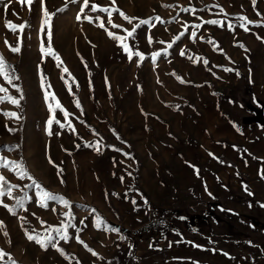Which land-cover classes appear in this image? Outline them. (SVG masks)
<instances>
[{
  "label": "rangeland",
  "instance_id": "obj_1",
  "mask_svg": "<svg viewBox=\"0 0 264 264\" xmlns=\"http://www.w3.org/2000/svg\"><path fill=\"white\" fill-rule=\"evenodd\" d=\"M91 3L152 21L155 27L142 25L128 41L134 51L145 55L144 61L137 57L129 60L118 42L98 27L96 17L109 31L126 35L107 23L105 13L85 9L93 18L89 23L83 17L76 19L82 0H44L49 12L55 13L52 47L63 61L57 67L55 60L42 57L39 50V0L31 12L19 0H0V55L15 69L19 80L14 83L24 96L19 108L0 104V156L22 161L42 188L66 198L76 225L68 230L72 239L59 242L64 255L29 241L26 230L43 234L49 226L59 227L68 209L54 201L48 202L47 208L40 207L39 190L25 187L31 180L0 169V175L17 185L14 198L29 197L25 201L28 212L18 210L14 216L0 207L4 224L0 249L16 264H264V179L258 174L264 169V42L256 38L264 37V27L249 25L251 31L245 32L236 19L243 15L260 21L264 0H257L255 8L252 0ZM157 16L165 23L156 21ZM213 19L225 21V26L189 28L188 32L197 31V40L193 42L186 32L167 55L163 54L166 43L186 26ZM7 21L17 25L28 22L19 53L11 52L4 43L7 39L14 45L20 35L5 26ZM228 22L234 31L228 30ZM113 23L129 30L132 27L117 12H113ZM148 35L153 37L151 45ZM209 39L223 53L214 50ZM156 51L162 55L153 65L150 57ZM62 67L71 75L63 73ZM41 71L50 91L72 113L76 134L54 124L53 131L59 134L47 135L50 114L41 88ZM0 85L7 87L10 95H21L2 78ZM76 99L83 115L75 106ZM4 112H16L21 119L6 118ZM57 117L63 121L59 112ZM98 141L99 153L86 146ZM3 200L15 206V199ZM97 215L120 231L98 230ZM149 223H154L157 231H166L162 239L147 233H123V229L134 232ZM77 229L98 256L77 243ZM0 264L11 261L5 257Z\"/></svg>",
  "mask_w": 264,
  "mask_h": 264
},
{
  "label": "snow or ice",
  "instance_id": "obj_2",
  "mask_svg": "<svg viewBox=\"0 0 264 264\" xmlns=\"http://www.w3.org/2000/svg\"><path fill=\"white\" fill-rule=\"evenodd\" d=\"M22 6L27 5L28 11H32V6L36 2V0H19ZM112 4L115 5L116 0H111ZM39 3L41 5L42 10V18L38 29V36L40 38V53L42 57H51L53 60L57 62V67H61L63 64V61L60 59V57L57 55L55 50L52 47V17L55 15V13H50L47 7L44 6V0H39ZM257 0H252V5L255 8L256 7ZM165 7H168V5H164ZM91 12H102L107 15V23L111 25L112 28H121L122 31L126 33V35H118L112 31H109L108 28L105 27L104 21L100 17H96L95 19L99 21L98 27H101L105 30L107 35L110 39L117 41L119 46L123 49V51L127 54L129 60H132L133 57L139 58V61H144L146 59L145 55L139 51V50H133V47L130 46L128 43L130 38H134L135 34L137 32V29H139L142 25H149L151 24L153 27H155L154 24H152L151 20L146 19H139L135 16H129L126 15L123 11H121L119 8H108V7H100L96 3H91L90 0H82V7L79 11V14L76 16L77 20H80L81 17L86 19L89 23L93 22V18L89 16L84 10L89 9ZM185 12H191L195 14L196 9L194 8H184L182 9ZM57 11H62L61 9H58ZM113 12L119 13V16L127 21L129 25H132L131 29L122 28L121 25L113 23ZM221 13H224L223 8L220 9ZM225 15H227L225 13ZM258 16H260V13H257ZM175 19V18H173ZM238 21H240L239 27L243 29L245 32H250L251 29L249 28V25H255L256 27H264V18H262L260 21H253L250 20L247 16H238L236 18ZM155 20L160 23H165V21L161 20L159 16L155 17ZM134 21H138L135 24ZM204 24H211L216 25L219 27L225 26V21L221 20H207L203 21L202 24H193L185 27V31L181 32L179 35L173 38L171 42L166 43L165 48L163 49V54H168V49H171L173 45L181 39L182 36L185 35L186 32H188V29H200L203 27ZM5 26L14 34L20 33V35L17 36V42L16 44H9L8 40L5 39L4 43L8 45L9 49L13 53H19L21 48L20 44L22 43V37L23 33L25 32L26 27H28V22L21 23L19 25L12 23L11 21H7ZM227 28L230 31H234V26L231 22L227 23ZM189 38L195 42L198 38L197 31L192 30L191 32H188ZM200 39H203V36L201 35L199 37ZM257 39L264 42V37H261L257 35ZM148 44L151 45L153 43V37L151 35L147 36ZM209 44L214 45V50H220L221 53H223V50L220 49V46L215 43V41L209 39L207 41ZM160 44H165V41H159ZM241 48H244L245 51H249L243 44L238 45ZM162 55L161 51H156L151 54V61L153 65L156 64L157 59ZM181 56L185 55V52L182 50L180 52ZM189 59H192V57H189ZM204 65L208 64V61L205 59L203 60ZM225 72H232L234 69L232 68H223L222 69ZM61 71L65 74L71 75L69 73V70L67 67H62ZM237 75H239V72H237ZM0 78L4 80V82L7 85L12 86L15 88V91L18 93H21V95L17 98L14 95L8 94V88L4 87L3 85H0V93H3L4 95H0V104H4L5 102L10 103L11 105H14L15 107L19 108L21 101L24 99V96L22 94V89L14 83V81L19 80V76L15 75V69L7 63L5 60V57L3 55H0ZM63 79V76H62ZM40 82H41V88L44 90V100L48 108L49 112V118L46 121V132L47 135L53 136L58 135V132L53 131V125L59 126L60 129L68 128L71 130L73 134H76V127L73 124L70 117L72 116V113H70L60 102V100L57 98L56 94L51 92V85L46 83V77L44 76L43 72L40 73ZM74 82V81H73ZM67 84V81H65ZM181 83H184L183 80H181ZM69 91L71 93V86L69 85ZM75 106L78 109H81V115H83V110L81 108V104L79 99H76ZM57 112L62 114L63 121L57 117ZM6 118L9 119H15L19 120L21 117L16 112H4L2 113ZM9 131H13V129L9 128ZM115 135V132H114ZM117 139L119 137L117 136ZM88 147H93L96 152L101 151V143L98 141L95 145L88 144L86 145ZM79 147V145H77ZM11 150V149H9ZM114 151H120V149L113 148ZM125 156H128V153H124ZM211 155V153H210ZM131 158V157H129ZM49 163L53 164V161L49 157ZM55 166V165H54ZM0 169H6L8 171L14 172V174L21 180L27 178L28 180L32 181L31 185H26L25 187H35L38 189V200H39V206L42 208L48 207V202L54 201L58 204L62 205L64 208L68 209L67 212L63 213L65 220L61 222V225L59 227H52L49 226L43 234L41 233H35V229H33V233L30 234L26 230V236L29 241H34L36 244L40 246L43 250L47 251L49 247L55 249L57 252H59L61 255H64L63 248L59 247V242L62 240L65 243H67L72 237L69 235L68 230L70 228H76V225L74 223L75 216L71 211V204L70 202L64 198L63 196H59L56 194H53L50 191L45 190L42 188V186L29 174L28 169L25 167L24 163L17 162L14 160H8L6 157L0 156ZM62 172L63 170L60 169ZM197 173L199 172L198 169H196ZM262 179H264V169L259 170L258 173ZM131 175V173H129ZM121 181H123V177H121ZM61 183H63V180H61ZM17 188V185L10 184L7 178L4 175H0V207H3L7 209L9 213L12 215H16L18 210H23L25 212H28V208L25 207V201L29 199L27 195H25L22 198H14L13 192L14 189ZM245 190H247V186H245ZM249 195H252V193L249 191ZM7 197L8 199H15V206L10 207L7 203L4 202L3 198ZM133 204H135V200L132 201ZM146 203V201H145ZM264 206V205H262ZM95 211L94 209L92 210ZM19 219L25 223H27V218L25 216H20ZM81 224L84 223L83 220L80 221ZM95 227L99 229H103L105 231L110 232H116L118 233L120 230L118 228H114L111 225L106 224V222L97 215L95 217ZM4 228L3 221H0V229ZM77 234L75 235V239L77 243H80L84 246L85 249H87L89 252H91L92 256H98V253L93 251L85 242L83 239H81L79 232L80 229H77ZM55 233V235H53ZM4 235L7 236L8 233L5 231ZM194 247L199 248L200 245H193ZM224 255H228L227 253H224ZM5 257L8 258L9 261H11V264H16V262L13 260V258L5 251L0 249V261H4ZM77 264H80L79 261H77ZM111 264V262H109Z\"/></svg>",
  "mask_w": 264,
  "mask_h": 264
},
{
  "label": "trees",
  "instance_id": "obj_3",
  "mask_svg": "<svg viewBox=\"0 0 264 264\" xmlns=\"http://www.w3.org/2000/svg\"><path fill=\"white\" fill-rule=\"evenodd\" d=\"M123 233L129 234L132 236L147 233V234H151L155 239L159 240V239H162L164 237L166 231L165 230L157 231V227H155V224L149 223L148 225H146V226L142 227L141 229L134 231V232H130V231H127L126 229H123Z\"/></svg>",
  "mask_w": 264,
  "mask_h": 264
}]
</instances>
